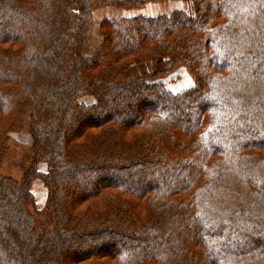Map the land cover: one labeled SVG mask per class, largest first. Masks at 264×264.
<instances>
[{
  "label": "trees",
  "instance_id": "1",
  "mask_svg": "<svg viewBox=\"0 0 264 264\" xmlns=\"http://www.w3.org/2000/svg\"><path fill=\"white\" fill-rule=\"evenodd\" d=\"M167 1L101 19L89 53L96 9ZM20 104L33 163L0 173V264H264V0H0V162Z\"/></svg>",
  "mask_w": 264,
  "mask_h": 264
},
{
  "label": "rangeland",
  "instance_id": "2",
  "mask_svg": "<svg viewBox=\"0 0 264 264\" xmlns=\"http://www.w3.org/2000/svg\"><path fill=\"white\" fill-rule=\"evenodd\" d=\"M180 8L175 1H167L161 3H153L138 11H126L115 7L105 6L95 10L94 20L95 29L89 53L97 50L101 42V34L98 30V24L103 18H125L135 15L158 16L170 15L173 11ZM188 9V5H187ZM149 65H134L130 68L129 73L134 76L145 71ZM168 89L174 93H178L190 88L193 80L190 78L185 67L178 69L171 77L162 80ZM85 98L84 101H89ZM33 107L29 104H20L17 118L12 126L7 141L5 143V155L0 162V173L4 176L11 177L15 180H21L33 163V141L29 134L30 115ZM41 171H47V165L41 163L39 165ZM32 190L36 198V206L42 209L47 197L48 189L40 179L33 182Z\"/></svg>",
  "mask_w": 264,
  "mask_h": 264
},
{
  "label": "crops",
  "instance_id": "3",
  "mask_svg": "<svg viewBox=\"0 0 264 264\" xmlns=\"http://www.w3.org/2000/svg\"><path fill=\"white\" fill-rule=\"evenodd\" d=\"M46 201V200H45Z\"/></svg>",
  "mask_w": 264,
  "mask_h": 264
}]
</instances>
